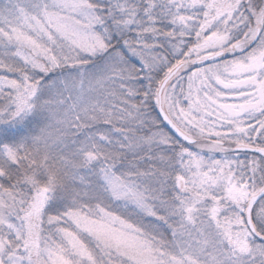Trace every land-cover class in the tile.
Masks as SVG:
<instances>
[{
	"label": "snow or ice",
	"instance_id": "obj_1",
	"mask_svg": "<svg viewBox=\"0 0 264 264\" xmlns=\"http://www.w3.org/2000/svg\"><path fill=\"white\" fill-rule=\"evenodd\" d=\"M0 264H264V0H0Z\"/></svg>",
	"mask_w": 264,
	"mask_h": 264
}]
</instances>
